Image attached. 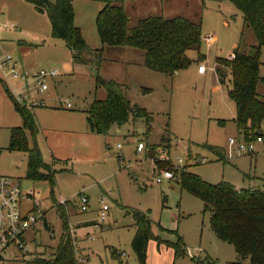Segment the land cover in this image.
I'll list each match as a JSON object with an SVG mask.
<instances>
[{
  "label": "rangeland",
  "instance_id": "1",
  "mask_svg": "<svg viewBox=\"0 0 264 264\" xmlns=\"http://www.w3.org/2000/svg\"><path fill=\"white\" fill-rule=\"evenodd\" d=\"M78 1L88 0H77L76 15L83 21L87 46L95 53L90 57L92 71L71 63L65 66L38 63L34 56L25 59L18 52V41L13 38L19 29L0 27V39L6 46H14H0V60L10 55L16 71L27 76L26 81L14 79L7 67L0 68V176L16 179L25 193H34L44 214L24 236L26 251L10 247L0 257V264H29L34 257L51 259L65 232L58 210L62 203H65L62 209L72 237L74 256L77 260L84 258V264H139L131 247L136 234L133 211L143 213L151 221L153 238L147 242L144 264L235 263L234 248L218 240L212 232L211 214L204 211L205 204L181 190L176 178L156 183L159 171L166 169H158L150 152L155 149L157 159L169 160L178 170L186 168L207 183L227 182L237 188L253 187L264 193V143L254 141L253 154L234 153L228 159L227 140H243L233 121L235 104L227 96L230 78L222 92L211 91L213 63L217 58L226 59L239 44L241 52L248 54L249 47L256 44L251 30L244 28L241 14L228 1L127 0L130 26L151 16L182 17L200 24L203 37L214 34L216 41L210 49L202 41L199 52L188 51L191 60L188 68L178 76L168 77L145 70L140 50L104 47L110 50L102 52L104 48L94 25L95 15L92 10L78 9ZM88 3L99 5V9L103 6L99 1ZM224 20L229 23L228 28ZM21 36L31 39L29 34ZM2 43L0 41V45ZM198 53L205 55L209 62L204 63L205 77L197 75ZM260 61L259 76L264 77V47L260 51ZM51 69H57L60 75L55 81L46 78L47 90L39 93L33 77L41 70ZM93 71L104 80L120 84L128 101L145 109L152 121L148 125L145 119L130 116L120 127V133L110 130L107 135L97 137L98 144L84 142L86 146L80 148L81 140L71 151L74 155L64 159L56 157L63 154L62 148L52 154L40 125L35 136L26 130L29 148L34 143L37 145L42 162L53 173V186L45 180H27V154L7 149L11 128L23 126L17 109L42 110L39 104L43 103L47 108L56 106L72 114L66 117L85 119L80 113H84L94 100L106 97L103 87L96 85ZM140 88L151 92L139 93ZM256 92L264 98L261 82ZM48 97L53 100L49 101ZM66 103L71 104V109L63 107ZM218 121L224 124L219 125ZM261 132L264 135V124ZM139 141L145 146L141 153L136 152ZM178 159L182 162L178 163ZM202 159L206 162L201 163ZM80 193L89 198V208L85 212L80 211ZM103 205L107 207L106 219L95 229L92 224L98 220ZM28 206L27 202L23 203V210ZM179 238L185 256L174 259L173 249L168 244H176Z\"/></svg>",
  "mask_w": 264,
  "mask_h": 264
},
{
  "label": "trees",
  "instance_id": "2",
  "mask_svg": "<svg viewBox=\"0 0 264 264\" xmlns=\"http://www.w3.org/2000/svg\"><path fill=\"white\" fill-rule=\"evenodd\" d=\"M34 6L38 13L47 15L51 26V38L61 40L71 52L75 64H91L92 51L87 46L81 31L74 25L72 0H25ZM99 1L103 7L95 18V26L102 47H127L143 52L144 67L154 73L168 77L188 68L191 60L188 51L199 52L202 45L200 24L176 17L165 19L161 16L144 18L129 27L128 16L124 10L125 0ZM228 1L241 14L244 28L250 29L256 44L249 47V53L241 52V46L233 50V59H216L215 73L221 86L230 78L231 88L228 98L235 104L233 119L244 141L263 138L261 127L264 124V98L256 92L258 82L264 85V77L259 76L262 66L260 51L264 47V0H215ZM242 37V36H241ZM205 55L198 53L197 63L203 62ZM96 85L106 92L104 100H94L86 111L92 132L105 136L112 127L125 125L130 116L143 118L149 125V113L132 105L125 97L122 86L113 80H104L99 75ZM151 90L141 88L142 94ZM23 126L11 128L8 150L27 154L26 179L48 181L53 186V173L42 162L41 153L34 143L29 148L25 131L35 136L38 132L32 109L18 108ZM223 125V121H218ZM216 150L214 147H208ZM158 169L172 170L169 160L156 158L155 149L150 152ZM223 160V157L221 158ZM181 188L205 204L204 211L210 212V228L216 238L234 248L237 255L235 263L264 264V193L254 188H236L227 182L210 184L186 168L173 171ZM63 218L65 232L61 237L55 254L51 259L34 257L29 264H76L71 234L62 205H58ZM136 234L131 242L139 264L145 263L147 242L153 238L151 221L146 215L133 211ZM173 249L174 259L185 256V248L179 238L176 244H168ZM232 263V264H235Z\"/></svg>",
  "mask_w": 264,
  "mask_h": 264
},
{
  "label": "crops",
  "instance_id": "3",
  "mask_svg": "<svg viewBox=\"0 0 264 264\" xmlns=\"http://www.w3.org/2000/svg\"><path fill=\"white\" fill-rule=\"evenodd\" d=\"M49 2H51V0ZM54 2L55 0L51 3H54ZM76 2L77 0H72V6H73V11H74V25L80 29L82 37L84 38L86 44L89 46V42L86 40L83 34V29H84L83 21L81 19L80 20L77 19ZM88 2H94V1H90V0H88L87 2L78 1V4H79L78 9L83 8V9H89L90 11L92 10V13H94L93 15H95V18H96L98 12L101 10L99 9L100 6L92 5V3H88ZM126 2L127 0L123 3L125 12H126V6H125ZM157 10H158L157 8H154V11H157ZM6 23H9V24H6ZM10 24H12L13 27L6 26ZM223 24L225 27L227 28L229 27V23L227 21L224 20ZM94 25H95V20H94ZM2 26L4 28L19 29V32H15L13 34V38L15 39V41H18L17 43L18 52L19 54L23 55L25 59L27 58L29 59L34 56L36 60L38 61V63L39 61L44 62V63L49 62L57 66H62V65L65 66L71 63L77 66L88 68L90 71L94 70V69L92 70L90 69L91 66L93 65L92 63L81 65V64H75L73 62L71 52L66 48L63 41L51 38V26H50V22H49L47 15L44 13H38L35 10L34 6L27 3L25 0H0V27ZM129 27H133V26L129 25ZM95 29H96V26H95ZM21 34L23 35L29 34L31 39L27 40L24 36H21ZM211 35L214 38V42L209 45H206L208 49H210V47H212V45L216 41L214 34L211 33ZM0 41L3 42L2 45L0 46L7 47V48L14 47L13 45L6 46L4 44L3 39H0ZM125 48L127 47H124V49ZM106 50H110V49L104 48L102 52H105ZM93 55H95V53ZM141 59H142L141 64L143 68H145L143 65L144 54L143 56L141 55ZM90 60L92 61L91 58ZM202 63H209L206 59V56ZM215 65H216V62H214L213 66L211 67L213 76H214L213 77L214 81L211 87V91L213 93L222 92L223 90V86L219 84L217 75L214 71ZM145 70L147 69L145 68ZM206 72L202 75L198 74L197 72V75L205 77ZM180 73L181 71L177 72V74H174V76L175 75L178 76ZM59 75L60 74H58L57 77L51 80L55 81V79H57ZM96 76L97 75L95 74V71H93L94 80L96 79ZM137 92L141 93V88ZM47 99L49 101L53 100V98L51 97H48ZM63 107L66 109H69V108L71 109V106L67 108L64 105ZM42 108H43L42 110L37 109L33 111L36 124H37L38 130H39V125L42 128V132L46 138L48 147L51 149L52 154L55 155V151H57V149L59 148H62L63 154H60L59 156H56V157L62 158V159L68 156L72 157V155H74V153H71L73 147L81 140H82V143L80 145V148L85 145L84 142H92L93 144H98L97 137H100L102 135H96L92 132L89 122L87 120V115H86L87 110L84 111V113H80L85 116V119H82L79 121V120H75L73 117H66L67 116L66 114H69V115H72V114L67 111H64L63 109L58 110L56 106H50L47 108L44 105V107ZM111 130H113L115 133H120L121 128H117L114 126L112 127ZM59 162H63V161H59ZM88 208H89V198H88Z\"/></svg>",
  "mask_w": 264,
  "mask_h": 264
},
{
  "label": "built area",
  "instance_id": "4",
  "mask_svg": "<svg viewBox=\"0 0 264 264\" xmlns=\"http://www.w3.org/2000/svg\"><path fill=\"white\" fill-rule=\"evenodd\" d=\"M13 27L12 24L9 25ZM202 41L209 45L214 42L212 35L204 36ZM233 59V54H229L226 60L231 61ZM7 67L9 69L10 75L14 79H21L23 81L27 80V76L23 73L16 71L14 67L13 58L10 55H5L0 60V68ZM206 65L204 63H199L197 67L198 74H204L206 72ZM58 71L55 69L51 70H41L34 77V83L39 91L43 93L47 90V85L45 84V79H54L58 76ZM40 107H44L43 103L39 104ZM65 106L69 108L70 103H66ZM256 142L264 143L263 138H257ZM228 144V159L234 156V153H249L253 154L255 152L254 141H240L234 138H229L227 140ZM120 148V145H117ZM145 146L142 142H138L136 145V152L140 153L144 150ZM181 163V159L177 160ZM201 163H205L206 160L202 159ZM172 170H160L159 177L156 178V183H161L162 179L172 180L175 178L173 171L177 167L173 166ZM252 188V187H249ZM80 211L85 212L88 210V198L79 194ZM102 201V200H101ZM27 202L29 204L28 208L23 210V203ZM61 205V204H60ZM65 205V203H62ZM107 207L103 205L99 211L98 220L92 224V227L99 229L101 224L105 222ZM44 214L40 206V201L35 197L34 193H25L21 184L18 180L7 177L0 176V257L8 250L10 247L16 248L18 251L25 250V234L31 230L36 222L43 218ZM12 257H9L11 259ZM76 259V258H75ZM76 263L84 264L85 259H76ZM235 264H248L246 262L235 263Z\"/></svg>",
  "mask_w": 264,
  "mask_h": 264
},
{
  "label": "water",
  "instance_id": "5",
  "mask_svg": "<svg viewBox=\"0 0 264 264\" xmlns=\"http://www.w3.org/2000/svg\"><path fill=\"white\" fill-rule=\"evenodd\" d=\"M175 74H177V72Z\"/></svg>",
  "mask_w": 264,
  "mask_h": 264
}]
</instances>
